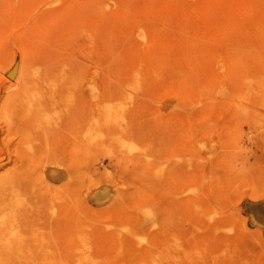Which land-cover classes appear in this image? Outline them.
Returning a JSON list of instances; mask_svg holds the SVG:
<instances>
[{
	"label": "rangeland",
	"instance_id": "rangeland-1",
	"mask_svg": "<svg viewBox=\"0 0 264 264\" xmlns=\"http://www.w3.org/2000/svg\"><path fill=\"white\" fill-rule=\"evenodd\" d=\"M0 264H264V0H0Z\"/></svg>",
	"mask_w": 264,
	"mask_h": 264
},
{
	"label": "bare ground",
	"instance_id": "bare-ground-1",
	"mask_svg": "<svg viewBox=\"0 0 264 264\" xmlns=\"http://www.w3.org/2000/svg\"><path fill=\"white\" fill-rule=\"evenodd\" d=\"M97 8H98V6H97ZM99 9V8H98ZM97 9V10H98ZM91 10V9H90ZM92 15V14H91ZM95 15H96V13H95ZM84 29H85V27H84ZM81 30H79V32H80ZM95 31V30H94ZM90 32H92V34L90 33ZM87 31L86 29L84 30V32H83V34H84V37H85V39L83 40V42L85 41V43H91L92 41H93V37H95V35H96V33L95 32H93V30L91 29V31ZM95 35H94V34ZM77 35V34H76ZM94 35V36H93ZM81 39H83V38H81ZM97 39V37L95 38V40ZM85 45H87V44H85ZM89 45V44H88ZM91 45V44H90ZM80 46V45H79ZM83 47V46H82ZM86 48H89V47H87L86 46ZM54 49V48H53ZM85 49V48H84ZM87 50H89V49H87ZM92 50V49H91ZM90 50V51H91ZM86 54H87V52H86ZM89 54L91 55V52H89ZM88 57V56H87ZM24 60V59H23ZM22 60V61H23ZM28 63H30V62H28ZM26 61H24L23 62V66H22V68H24V70L21 68V66L19 67L16 63H11L8 67H7V70H6V72H5V74H6V76H7V74H8V76H13L12 78H14V80H16V79H18V76H19V73H20V71H21V69H22V71H24L23 72V74L26 76L25 78L26 79H29V78H33L34 79V81H36V83L37 84H39V83H41L42 85L43 84H45V85H50V79H51V73L49 72V71H47L46 72V70H45V72H44V74L45 75H42V71H41V69H36V70H33V67L32 68H30L31 66V64L29 65ZM14 65H17V67L15 66L14 68H13V66ZM21 68V69H20ZM22 73V72H21ZM62 73V72H61ZM68 76V75H67ZM35 77V78H34ZM55 81V80H54ZM40 85V84H39ZM57 85V84H56ZM68 85V84H67ZM36 88V87H35ZM39 91V90H38ZM40 91H42L41 89H40ZM36 93V92H35ZM52 133V132H51ZM46 142V141H45ZM181 202V201H180Z\"/></svg>",
	"mask_w": 264,
	"mask_h": 264
}]
</instances>
